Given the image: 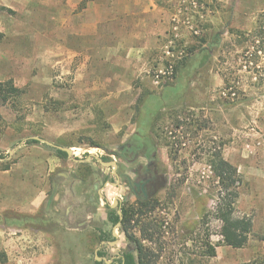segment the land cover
<instances>
[{
  "label": "rangeland",
  "instance_id": "1",
  "mask_svg": "<svg viewBox=\"0 0 264 264\" xmlns=\"http://www.w3.org/2000/svg\"><path fill=\"white\" fill-rule=\"evenodd\" d=\"M263 13L264 0H0V81L12 79L23 90L0 103V184L13 179L7 166L31 162L43 150L56 153L28 137L75 147L73 156L85 159L109 157L106 149L137 144L142 135L149 156L147 139L157 144L165 184L151 199L155 207L137 213L128 233L122 226L119 242L99 252L109 259L137 254L133 234L156 249L155 264H264V49L241 34L254 31ZM194 57L192 81L178 99L186 88L178 74ZM203 57L209 60L200 65ZM217 152L243 177L235 214L250 216L254 226L241 248L224 243L215 216ZM64 159L51 175L58 189L46 225L45 207L36 216L47 230L89 245L79 262L96 264L100 238L112 237L107 213L118 210L108 203L120 196L124 209L137 210L139 199L126 184H111L117 181L111 167ZM148 160L119 162L117 171ZM19 214L11 201L0 208V264H35L28 255L33 234L13 229ZM149 220L162 230L145 239Z\"/></svg>",
  "mask_w": 264,
  "mask_h": 264
},
{
  "label": "crops",
  "instance_id": "2",
  "mask_svg": "<svg viewBox=\"0 0 264 264\" xmlns=\"http://www.w3.org/2000/svg\"><path fill=\"white\" fill-rule=\"evenodd\" d=\"M128 49H130V46L128 47ZM74 148L73 150L75 154L76 152ZM39 149L42 150L43 148ZM68 158L74 159L70 158L69 156ZM63 159L64 158L59 157L55 152L43 150L41 155L35 157L33 161L26 162V160H23L18 165L12 166L10 169L6 170V173H9V175H11L13 179L10 183L6 185L0 184V208L4 205L5 202L11 201V207L20 212L17 222H15V224L13 225V229L17 233H23L25 231V228H27L29 234H33V237L31 236V240L29 242L31 250L29 252L31 253H28V255L29 258L33 260L35 264H81L79 262V259H81V257L83 256L84 250L87 249V247L89 248V245L86 246L85 243L82 241L68 239L66 234H62L61 230L51 232L47 230L44 226L42 227L40 220L36 216L38 211L42 207H45V220L43 221L44 225H46V219L50 216V209L52 207L51 205L50 209L48 208V200L54 191L55 183L57 184L58 189V183L57 181H51V175L55 173L57 169H59V167H61ZM75 161L79 163L87 162L79 160ZM65 175L66 177L64 178V180L71 179V175L69 173H66ZM8 185H12L10 191L12 192L11 198H9L10 193L8 191ZM52 186L53 191L52 193H50ZM5 189L6 194H3L1 190ZM5 196L7 197L6 199L4 198ZM24 212L28 214V220L26 224L24 222V219H22ZM32 213H34V220H32L31 218ZM71 229H73V232H76V230H78L75 228ZM118 242L119 240L113 242L112 244H116ZM16 244V259L19 263L23 259V256L20 254H22V249L24 247L20 235L17 237ZM101 247L103 246L98 243V253ZM103 257L107 256L103 255ZM114 257L115 256H113L111 259L107 257V259L112 261ZM100 261H105L106 264H108V262L104 259Z\"/></svg>",
  "mask_w": 264,
  "mask_h": 264
},
{
  "label": "trees",
  "instance_id": "3",
  "mask_svg": "<svg viewBox=\"0 0 264 264\" xmlns=\"http://www.w3.org/2000/svg\"><path fill=\"white\" fill-rule=\"evenodd\" d=\"M243 35H249L255 41H262L259 48L264 49V13L261 14V17L258 21L257 27L251 33H241ZM261 43V42H260ZM195 57L192 59L187 68L181 70L178 74V82L181 79H184L186 82V88L178 99H181L184 92L190 85L193 76V70H191V66ZM209 60L208 57H203V61L200 65H204ZM176 77V76H175ZM177 82V83H178ZM23 90L15 85L12 79L6 81H0V103H7L12 98H17L22 95ZM178 100H174L169 103L168 106H173ZM142 136V135H140ZM149 139V138H148ZM147 144L151 142V146L153 151L155 152L157 144L155 141H148ZM150 140V139H149ZM141 141V140H139ZM39 142L38 140L31 139L27 143ZM136 147H141L142 142H138L137 144H133ZM56 153L61 158H68V153L64 150L57 149ZM104 160H107V157H103ZM211 167L215 173V176L218 179L220 185V192L218 195V202L215 207V216L220 220L221 226V235L223 237V241L226 245L232 246L234 248H241L246 245L249 240V236L253 231V219L250 216H236V202L239 197V187L243 182V177L239 172L238 168L228 161L221 152H217L212 155L211 158ZM10 167L7 166L5 170H8ZM153 206V207H151ZM155 207L151 200H143L139 199V207L137 210L135 208L123 209L124 212V220L123 227L124 231L128 233L129 228L131 227V222L133 221L135 215L137 213L142 216L148 211L152 210ZM141 216V219H142ZM113 222H117L120 216L117 213H111L110 217ZM154 221V220H153ZM152 220H149L145 223L143 228V237L145 239H152L154 234L158 232L161 234V224L158 222L155 223ZM150 230L152 231L151 233ZM129 238L135 241V251L137 254H134L132 251H127L124 253V264H155L158 254L156 249L153 247L146 246L142 244L139 238H135L133 234H129ZM100 256H103V252H99ZM210 255H216V249L214 246L210 245ZM96 264H106L105 261H96Z\"/></svg>",
  "mask_w": 264,
  "mask_h": 264
},
{
  "label": "flooded vegetation",
  "instance_id": "4",
  "mask_svg": "<svg viewBox=\"0 0 264 264\" xmlns=\"http://www.w3.org/2000/svg\"><path fill=\"white\" fill-rule=\"evenodd\" d=\"M137 141L138 142H144V139L142 136L137 135ZM141 140V141H139ZM134 143H127L117 150H109V157L107 158L108 160L115 159L118 162V168L120 167L119 162H128V164H133L138 158H149L148 163L146 166L138 164L135 165V167L130 171V172H122L120 175V184L124 183L127 185L129 192L135 196L137 199H143V200H151L153 199L156 194L159 192V190L164 186L165 182L163 180V176L159 170L158 163L156 162V153H152L151 156L150 150L146 149L144 145H141V147H136L133 145ZM95 159V158H94ZM112 172L113 171V167ZM117 168V169H118ZM115 174V173H114ZM117 178V177H116ZM106 183H108L106 181ZM119 184V185H120ZM108 206H111V204L108 203ZM124 200L122 199L121 202H119L115 207L118 208L117 214H119V210L122 211V217L120 216L119 220L117 222H113V220L110 218L111 213H107V219L109 222L112 224V237L110 238H100L99 244L100 245H111L113 242H116L118 240V237L115 236L114 234V227L118 225L117 228V233L122 229L121 227L123 226V220H124ZM111 208H114L111 206ZM117 244V243H116ZM123 258L124 255L122 256H115L112 260V262H115L116 259L118 258ZM124 261V260H123ZM122 261V262H123ZM124 264V263H123Z\"/></svg>",
  "mask_w": 264,
  "mask_h": 264
},
{
  "label": "water",
  "instance_id": "5",
  "mask_svg": "<svg viewBox=\"0 0 264 264\" xmlns=\"http://www.w3.org/2000/svg\"><path fill=\"white\" fill-rule=\"evenodd\" d=\"M28 139H35V140H38V141H40V142H43V143H46V144H48V145H50V146H52V147H54V148H57V149H61V150H64V151H66L67 153H68V155H69V157L70 158H74L75 160H79V161H89V160H92V159H96V160H98L99 162H101L102 164H104V165H106V166H109V167H113V171H114V173H115V175H116V177H117V181L116 182H111V184H113V185H115V186H118L119 184H120V175H119V173L117 172V168H118V162H117V160H115V159H112V160H104L103 159V157H101V156H98L97 154H94V153H90L89 154V156L87 157V158H85V159H78V158H76V157H74L73 155H74V150H73V148H71V147H66V146H62V145H59V144H56V143H54V142H52V141H49V140H47V139H45V138H43V137H40V136H31V137H28L27 138V140ZM19 146V145H18ZM17 146V147H18ZM17 147H15L14 149H12L11 151H10V155L7 157V159H10V157H11V155L14 153V151H15V149L17 148ZM106 152H109V150L108 149H106ZM0 159H1V157H0ZM108 184V183H107ZM56 190H57V184L55 183L54 184V191H53V193H52V195L50 196V198H49V200H48V208L50 209V207H51V205H52V202H53V198H54V196H55V192H56ZM104 198H107V196H105V195H102ZM122 201V197H120V196H116L115 198H114V204H111V206L112 207H115L119 202H121ZM119 214H120V216L122 217V211L121 210H119ZM117 228H118V225H116L115 227H114V234H115V236L116 237H119V234L117 233ZM96 258H97V260H106L107 262H109L110 260H108L107 259V257H103V256H100L99 255V253H98V250H97V252H96Z\"/></svg>",
  "mask_w": 264,
  "mask_h": 264
}]
</instances>
